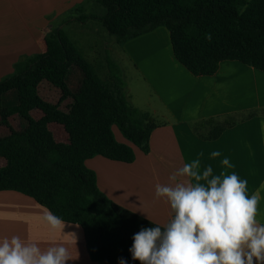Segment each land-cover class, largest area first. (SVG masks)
I'll return each mask as SVG.
<instances>
[{"label": "trees", "instance_id": "obj_1", "mask_svg": "<svg viewBox=\"0 0 264 264\" xmlns=\"http://www.w3.org/2000/svg\"><path fill=\"white\" fill-rule=\"evenodd\" d=\"M96 1L107 10L106 16L80 22L98 20L121 45L165 27L176 59L195 76L216 74L223 61H239L264 72V0ZM46 41V53L20 59L14 72L0 80V126L8 131L0 135V159L5 161L0 192L27 195L62 221L80 225L94 262L119 264L123 258L126 264H140L129 251L133 236L159 225L110 200L86 161L102 156L133 163L131 145L148 154L158 124L129 103L126 82L109 54V75L103 79L63 28L48 33ZM74 69L82 75L76 90L69 84ZM44 83L60 91L57 103L41 96ZM12 91L18 103L6 106L3 98ZM35 112L41 117L34 118ZM14 116L26 126L13 128ZM54 123L64 127L67 143L56 140L50 130ZM235 124L233 117L224 122L208 119L193 128L201 138L216 140ZM115 129L131 145L119 142Z\"/></svg>", "mask_w": 264, "mask_h": 264}, {"label": "crops", "instance_id": "obj_2", "mask_svg": "<svg viewBox=\"0 0 264 264\" xmlns=\"http://www.w3.org/2000/svg\"><path fill=\"white\" fill-rule=\"evenodd\" d=\"M106 14L96 0H0V77L13 71L20 59L46 53V36L57 28L64 29L98 75H106L109 53L121 72L124 70L129 103L158 126L151 134L148 154L115 129L117 140L133 147V163L96 156L88 159L86 166L96 173L100 190L110 200L159 226L164 227L174 214L164 199L155 197V185L168 184L173 171L201 152V171L210 164L214 174L236 172L247 179L249 194L260 188L264 184V72L239 61H223L216 74L195 76L176 59L165 27L121 45L103 32L98 20L90 19L86 25L80 22ZM74 74L78 88L82 75L74 69L69 81ZM129 76L134 86H130ZM9 94L15 96L16 105L14 91L4 96V103ZM230 117L236 124L216 140L201 138L194 131L198 122H224ZM58 142L67 143L68 134L66 141ZM214 150L222 155L211 158ZM224 157L234 168L221 165ZM4 164L0 159V167ZM260 194L257 219L264 223V190ZM46 212L50 211L27 195L1 191L0 239L19 236L37 242L41 249L64 244L77 257L67 264H97L88 252L84 229L63 221V231H54L43 219Z\"/></svg>", "mask_w": 264, "mask_h": 264}, {"label": "clouds", "instance_id": "obj_3", "mask_svg": "<svg viewBox=\"0 0 264 264\" xmlns=\"http://www.w3.org/2000/svg\"><path fill=\"white\" fill-rule=\"evenodd\" d=\"M245 7L240 9L242 13ZM211 40V35L206 34ZM203 152L155 185V197L164 199L174 214L162 229L142 228L129 249L140 264H264V223L258 219L261 190L249 194L247 179L236 172L214 174L212 165L201 171ZM222 154L210 153L215 159ZM234 168L229 158L220 161ZM43 219L54 231L64 222L51 212ZM73 257L64 244L41 249L19 236L0 239V264H67ZM119 264H126L121 258Z\"/></svg>", "mask_w": 264, "mask_h": 264}, {"label": "rangeland", "instance_id": "obj_4", "mask_svg": "<svg viewBox=\"0 0 264 264\" xmlns=\"http://www.w3.org/2000/svg\"><path fill=\"white\" fill-rule=\"evenodd\" d=\"M99 22V21H98ZM100 24H101V22H99ZM84 25H86V23L84 24ZM101 26H102V29H103V32H105V33H107L108 34V32L106 31V29L103 27V25L101 24ZM109 35V34H108ZM110 36V35H109ZM111 37V36H110ZM115 39V38H114ZM109 53H107V55H108ZM118 66V65H117ZM120 68V67H119ZM107 70H108V68H107ZM14 72V69H13V71H11V72H9V73H6V74H4V75H2L1 77H0V80H2V79H4L5 77H7V76H9L10 74H12ZM122 73V76H123V73H124V70H123V72H121ZM101 74V75H100ZM99 75H100V77H102L103 79H105V77L107 76V75H109V72L107 71L106 72V75H104V76H102V73H100ZM75 75L76 74H74V75H72L71 76V78H70V86H71V88L73 89V90H76V85H77V80L75 79ZM124 78V77H123ZM128 81H129V84H130V86H134V80H133V77L132 76H129L128 77ZM40 93H41V96L45 99V100H47V101H49V102H51V103H57L58 101H59V99H60V91L58 90V89H56V88H54L53 86H51V85H49V84H47V83H44L42 86H41V88H40ZM15 102H16V98H15V96L14 95H12V94H9V95H7L6 96V99H5V105L6 106H10V105H14L15 104ZM34 116L36 117V118H38L39 116H40V114L38 113V112H35L34 113ZM10 124H11V126L13 127V128H15V129H22V128H24L25 126H26V121L24 120V119H22V118H20L19 116H14V117H12L11 118V120H10ZM50 128H51V131L54 133V135H55V137H56V139L58 140V141H66L67 140V134H66V132H65V130H64V128L61 126V125H59V124H56V123H54L53 125H51L50 126ZM5 130H7L6 128H4L3 126H0V134H3L4 132H5Z\"/></svg>", "mask_w": 264, "mask_h": 264}, {"label": "built area", "instance_id": "obj_5", "mask_svg": "<svg viewBox=\"0 0 264 264\" xmlns=\"http://www.w3.org/2000/svg\"><path fill=\"white\" fill-rule=\"evenodd\" d=\"M97 264H109L108 262H101V263H97Z\"/></svg>", "mask_w": 264, "mask_h": 264}]
</instances>
